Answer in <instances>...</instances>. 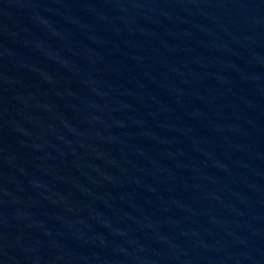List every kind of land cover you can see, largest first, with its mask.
Masks as SVG:
<instances>
[{
	"label": "water",
	"instance_id": "obj_1",
	"mask_svg": "<svg viewBox=\"0 0 264 264\" xmlns=\"http://www.w3.org/2000/svg\"><path fill=\"white\" fill-rule=\"evenodd\" d=\"M0 264H264V0H0Z\"/></svg>",
	"mask_w": 264,
	"mask_h": 264
}]
</instances>
